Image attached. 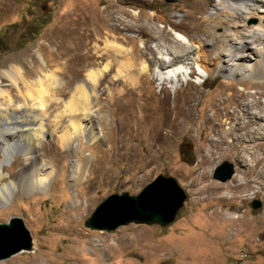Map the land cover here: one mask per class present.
I'll list each match as a JSON object with an SVG mask.
<instances>
[{"label":"rangeland","instance_id":"rangeland-1","mask_svg":"<svg viewBox=\"0 0 264 264\" xmlns=\"http://www.w3.org/2000/svg\"><path fill=\"white\" fill-rule=\"evenodd\" d=\"M221 1L0 0V69L7 58L29 50L34 52L42 46V53L51 54L49 58L44 55L49 60V67H56L59 70L58 76L63 77L61 64L66 71H71L76 63L70 58L65 60L70 57L66 55L65 44L71 42L72 38L69 36L65 39L64 29L73 28L82 21H101L103 17L109 19L108 15L118 17L121 14L125 16V20L134 21L130 11L136 10L141 16L140 22L147 21L157 29L170 32L173 39L179 34L188 37L184 41L180 38L181 43H184L183 50H190V64H179L183 65L188 74L178 86V95H184L188 90L187 84L193 81L203 84L202 89L209 99L220 92L219 86L226 87V94L223 96L226 99L223 107L226 108L223 110L222 107L221 114L233 110V106L229 105L230 97H240L242 94L247 96V100L254 99V96L260 98L264 106V74L250 75L241 80L226 73L214 72L209 76L205 74V78L195 62L198 47L196 40L205 38L203 31L207 23H203V18L215 13V6ZM225 1L231 4L234 2ZM200 7L205 8L207 13H202ZM254 8L249 9L252 13L245 20V25L252 28L251 31L259 29L261 22L264 24V7ZM124 10L125 13H122ZM187 11H190L189 14ZM165 19L175 21L177 26L172 28L173 25L169 23L164 25L162 22ZM109 22L111 23L110 19ZM210 26L218 39L225 42L228 37L225 26L213 23L208 25ZM36 31L39 33L34 36ZM124 33L142 48L149 39L147 45L154 49L150 57H162L168 61L173 56L170 50L182 54L184 52L180 48L170 49L162 43L159 47L158 40L150 39L145 33ZM251 39L248 38L251 50H263V43H253ZM98 43L105 48L104 43ZM166 49L169 51L166 52ZM109 60H99L96 66L102 67ZM58 61L61 68L56 66ZM115 62L109 78L116 73L117 60ZM197 70L202 75H197ZM66 74L71 75L70 72ZM153 76L154 73L143 75L141 89L143 94L150 95L152 106L158 108L160 98L164 95L161 91L165 88L174 95L176 83L166 82L162 88L160 79L153 81ZM117 86L122 89L124 84L121 82ZM97 92L100 97L99 105L104 106L109 140L93 144L83 136L76 139L74 149L58 156L52 187L42 192L17 194L11 203L0 206V223H9L13 217L21 218L34 245L33 250H23L1 260L0 264H264V192L258 193L256 188L243 191L241 197L247 195V199L235 198L230 205L224 206L225 203L215 199L196 200L195 191L190 187L191 178L207 167L199 152V146L204 145L203 138L207 131H188L186 124L178 140L166 142L164 146L158 147L161 148L160 153H152L150 150L154 151L156 147L151 144V129L147 128L142 135H124L121 138L123 132L118 125L121 112L107 96L105 84ZM130 94L127 99L134 102L132 99L135 95ZM134 107H129V110H135ZM157 108L155 107L153 127L162 122V114ZM51 119L50 117L49 120ZM198 120H202L201 111ZM49 123L52 124L51 121ZM50 139L51 135L45 138L47 142ZM127 153L138 155L133 159ZM260 154H264V149ZM79 157L88 166L84 178L76 181L74 172L80 162ZM225 161L234 166L235 173L232 178L240 170L256 168L253 167L251 151H242L236 157L226 155L212 167V182H231L232 178L223 182L214 177L216 168ZM10 164L11 162L7 165L8 172L15 173L17 168L9 166ZM159 174L175 177L186 193L185 203L174 224L161 227L132 223L113 232L85 227L86 219L110 195L123 192L137 195ZM224 192L226 190L222 191ZM255 203H259V207L254 208ZM226 207L230 210L227 211ZM237 216L240 219L234 218Z\"/></svg>","mask_w":264,"mask_h":264},{"label":"bare ground","instance_id":"bare-ground-1","mask_svg":"<svg viewBox=\"0 0 264 264\" xmlns=\"http://www.w3.org/2000/svg\"><path fill=\"white\" fill-rule=\"evenodd\" d=\"M233 1L231 4L222 0L215 6V13L203 18V23H207L203 31L205 38L196 40L195 62L207 76L219 72L243 80V77L250 75H263L264 48L251 50L248 38L251 37L253 43L261 42L264 45V24L261 22L259 29L251 31L252 28L245 25V20L252 13L249 9L255 7L253 4L264 7V0ZM200 8L202 13H207L205 8ZM130 13L134 21L125 20L121 14L118 17L108 15L111 23L103 17L101 21H82L73 28L64 29L65 39L69 36L72 38L71 42L65 44L66 55L70 56L65 60L70 58L76 63L71 71H66L61 64L63 77L58 76L56 67H49V60L44 55L49 58L51 54L42 53V46L34 52L29 50L3 62L0 69V206L11 203L17 194L42 192L52 187L58 156L74 149L76 139L83 136L93 144L109 140L105 126L107 118L104 106L99 105L97 92L104 84L107 96L121 112L118 123L123 132L121 138L124 135H142L150 128L151 144L156 147L154 151L150 150L152 153L159 152L161 148L158 147L164 143L178 140L186 124L188 131H207L203 138L204 145L199 146L203 164L207 167L193 176L190 182L196 200L215 199L225 203V206L235 198L247 199V195L241 197L243 191L256 188L258 193L264 192V154H260L264 149V106L260 98L253 95L254 99L247 100L243 94L240 97L232 96L228 104L233 106V110L221 114L226 100L223 98L226 94L224 86H219L220 92L209 99L202 89L203 84L192 81L187 84V92L178 95V86L188 74L179 64H190V50H183L184 43H181V39L184 41L188 37L179 34L173 39L170 32L157 29L147 21L140 22L138 11ZM162 23H169L173 25L172 28L177 26L175 21L167 19ZM212 23L225 26L228 31L225 42L218 39L211 26L208 27ZM124 31L145 33L150 39L158 40L159 47L162 43L170 49L180 48L184 52L170 50L173 56L168 61L162 57H150L154 49L147 45L149 39H144L146 42L142 48ZM98 41L106 45L104 49ZM105 58L110 60L97 67L98 61ZM116 60V73L109 78ZM56 66L61 68L59 61ZM68 72L70 76L66 74ZM149 73H154L153 81L160 79L162 88L166 82L176 83L174 95L165 88L161 91L164 95L160 98L159 109L152 106L150 95L143 94L141 89V78ZM121 82L124 87L118 89L117 85ZM130 93L135 95L132 99L134 102L127 99ZM132 106H135V110H129ZM155 107L162 114V122L153 127ZM200 111L202 120H198ZM49 135L51 139L47 142L45 138ZM242 151H251L255 169L240 170L231 177L229 184H217L210 180L212 167L220 158L226 155L236 157ZM136 153L127 154L134 159L138 155ZM79 158L74 172L76 181L84 178L88 166ZM10 162L9 166L17 168L15 173L7 170ZM223 190L226 193H222ZM226 210L230 209L226 207ZM234 218L240 219V216Z\"/></svg>","mask_w":264,"mask_h":264},{"label":"water","instance_id":"water-1","mask_svg":"<svg viewBox=\"0 0 264 264\" xmlns=\"http://www.w3.org/2000/svg\"><path fill=\"white\" fill-rule=\"evenodd\" d=\"M232 163L219 165L214 177L227 181L234 175ZM186 193L173 176L159 174L139 194L129 192L112 194L97 206L86 219L91 230L113 232L132 223L168 227L175 223L184 205ZM254 204V208L259 207ZM33 240L23 220L13 217L9 223H0V261L26 250H33Z\"/></svg>","mask_w":264,"mask_h":264},{"label":"clouds","instance_id":"clouds-1","mask_svg":"<svg viewBox=\"0 0 264 264\" xmlns=\"http://www.w3.org/2000/svg\"><path fill=\"white\" fill-rule=\"evenodd\" d=\"M197 75H202L201 73H200V71L199 70H197ZM207 76L205 75V78H206Z\"/></svg>","mask_w":264,"mask_h":264},{"label":"trees","instance_id":"trees-1","mask_svg":"<svg viewBox=\"0 0 264 264\" xmlns=\"http://www.w3.org/2000/svg\"><path fill=\"white\" fill-rule=\"evenodd\" d=\"M38 30H39V29H38ZM38 30H37V31H38ZM37 31H36V33H34V36H36V35L39 33V32L37 33ZM18 48H20V47H18Z\"/></svg>","mask_w":264,"mask_h":264}]
</instances>
